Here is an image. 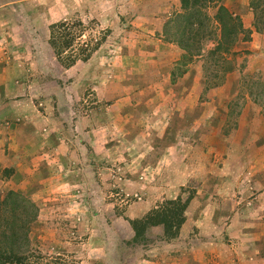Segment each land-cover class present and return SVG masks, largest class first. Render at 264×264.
Returning <instances> with one entry per match:
<instances>
[{"label": "crops", "instance_id": "1", "mask_svg": "<svg viewBox=\"0 0 264 264\" xmlns=\"http://www.w3.org/2000/svg\"><path fill=\"white\" fill-rule=\"evenodd\" d=\"M219 1L239 15L249 31L246 38L243 34L240 36L235 46L239 52L236 56L241 61H235V69L226 75L225 83L210 90L211 94L226 99L238 89L242 76L249 70H256L258 62L264 61V0ZM24 3L31 4L32 15L36 17L33 23L49 29L48 44L53 23L70 21L86 12L94 13L102 28L122 29V40L126 45L122 48L123 62L120 64L127 60L123 65L128 66L123 71V78L128 77L127 83L121 84L116 82L117 78H113L99 84L97 79L93 87L97 99L91 103L95 105L83 111L85 105L76 102L77 96L80 97L77 87L70 93L71 88L64 76L45 77L40 57L35 62L33 60L35 66L31 67L23 59L24 33L21 26L18 28L16 25L13 32L2 16L7 5H21L23 8ZM209 12L213 13L214 10L209 8ZM177 13H182L181 0H15L0 4V195L3 198L11 189L24 191L28 192L27 198L37 197L35 202L42 203L51 199L50 194L84 186L89 181V167L96 166V157L92 158L94 155H99V175H102L99 180L106 188L114 182L115 169L111 165L113 158L106 164L105 157H118L123 153L124 158L130 157L128 160L134 164H130L133 169L147 152L152 155L159 152L160 163H154L156 167H152V170L158 166L159 170L170 169L167 184L171 188H196V196L188 207L187 221L179 236L182 238L192 234L195 239H191L189 246H175L172 249L175 252L173 260H154L148 254L149 258L142 259L138 264H264V176L256 183L257 195L254 200L243 201V197H239L235 201L239 212L231 215L230 210L221 205L225 208L222 212L217 197L214 200L207 198L206 188L221 186L228 189L233 184L228 181L223 183L214 175L220 171L215 159L205 158L207 153H196L199 135L194 133L186 137L189 140L187 145L191 148L185 149L178 143H166V132L157 131L160 126L173 122V118L181 120L184 111L191 113L189 122L192 127L200 123V117L193 118V113L199 108V96L195 101L192 98V90L199 79L196 66L200 58L190 62L187 71L177 76L174 82L172 80V73L177 72L178 61L185 53L166 34L169 21ZM49 47L54 52L50 44ZM93 55L99 57V48L87 61L78 60L68 67L54 53V64L59 68L57 71L69 75L71 80V76L78 74L75 70L77 66L89 62ZM117 72L118 76L115 77L119 78V69ZM95 73H99V67ZM185 78L191 83L183 88V92L189 94L191 99L186 100L183 106L182 100L178 104L173 103L175 99L170 100L173 94L169 89ZM77 79L78 76L73 83ZM160 81L166 86L165 90ZM103 101L107 103L105 108L99 106ZM250 103V107L243 108L240 113V141L237 145L240 147L236 149L231 143L224 154L225 162L232 163L239 159V165L224 163L222 171L241 172L247 167L245 160L241 161L245 156L249 157L247 148L241 146L247 137L242 123L254 125L252 137L264 140L262 106L254 100H250ZM252 107L253 113L250 114L248 108L250 110ZM176 109L180 111L179 114ZM173 135L177 140L183 138L180 133ZM112 140H122L125 147L116 149V144L104 145V141L111 144ZM262 143L264 145L261 140ZM262 152L264 154V147L259 151ZM211 156L216 158L218 154ZM127 184L130 186L126 187L129 196L142 191V188L145 194L144 201L129 204L125 213L126 217L132 219L143 216L165 199L179 195L176 192L167 196V191L161 192V195L154 194L155 186L148 182L134 180ZM252 185L253 181H248L245 174L241 178L239 192L246 195L247 188L251 189ZM101 187L99 185V189ZM221 193L225 194L224 190H220ZM99 200H102L100 190ZM130 201L128 199L127 203ZM126 217L109 215L107 218L116 228L122 221L127 222L126 225L122 224L127 233L133 235L134 230ZM46 218H51V215H46ZM205 235L206 239L198 238ZM102 247L106 246L101 244Z\"/></svg>", "mask_w": 264, "mask_h": 264}, {"label": "rangeland", "instance_id": "2", "mask_svg": "<svg viewBox=\"0 0 264 264\" xmlns=\"http://www.w3.org/2000/svg\"><path fill=\"white\" fill-rule=\"evenodd\" d=\"M11 1L15 0H0V4ZM2 18L7 21L8 28L13 30V32L16 25H18V28L21 26L20 28L24 33V40L22 41L23 59L25 62L29 63L28 66H35V63L32 64L33 60L35 62V59L40 57L42 68L45 70L42 74L45 75V77L52 78L55 76V78H59L60 76H64V80L71 88L70 93L76 89L75 87H77V92L80 91V97L77 96L76 102H82V104L85 105V107L82 108L83 111L90 110L93 105H95L91 103L97 99L95 97V90L93 89L97 79H99V84L113 78H117L118 80L116 82L121 84L127 83L128 77L126 76L123 78V71H125V68H128V66H124V68L123 65L127 60L125 59V63L120 64V62H123L121 55L122 48L126 45L122 40V29L114 28L111 29L110 34H103L108 28L99 26V20L94 13L86 12L84 15L73 18L72 20L75 22L82 21L85 25L86 36L84 39H100L106 35V40H102V44L99 48V57L93 55L89 62L79 64L75 69L78 74L71 76V80H69V75H64L62 72L60 73L57 71L59 68L54 64V52L50 50L47 42L49 29L37 27L33 23L36 17L32 15L31 4L24 3L23 8L21 5L19 7H10V5H7L3 10ZM10 21H12V23H9ZM10 24L13 25L11 26ZM205 43L207 46H213L210 39H206ZM78 45L76 44V47H79ZM118 51L120 52L118 53ZM113 55L114 58H112ZM66 57L67 56H65L64 59H66ZM232 57L235 59L236 63L241 61L236 55ZM64 64H66L65 60ZM257 65L256 70H249L242 76L238 89H235L228 98L222 99V97L211 94L210 90L215 87L207 90L205 89L207 75L204 68L205 61L199 59L198 65L196 66L199 71V79H197L196 86L194 85L195 87L192 90L194 92V96L192 97L194 101L199 96V108L193 113L194 120L200 117L199 125L194 124L192 127L189 122L191 113L184 111L181 120L176 121V119L173 118V122L164 127L160 126L157 130L158 132H166V143L174 145L178 143L181 148L183 147L185 149L191 148L190 145H187V143L189 144V140L186 139V137L194 133L199 135V139L196 142L199 147H197L196 153H207L208 156L206 155L205 158L208 157L209 160L215 159L220 171L215 172L214 175L223 183L228 181L229 183L231 182V185L233 184V186L228 189H224L221 186L220 188H206L207 198L214 200V198L217 197V204H219L222 212L225 208H222L221 205L230 210L231 215L239 212L237 209L238 204L236 203L239 197H243V201L254 200L257 195L256 183L261 176H264V154L263 152L262 154L259 153L264 145L263 143L261 144V140L252 137L255 126L251 123H242V127L246 128L245 130L248 138L246 137L245 142H242L241 146H244L243 149L247 148L249 157L245 156L241 161L244 159L245 163H247V167L241 172L239 170L230 171L229 169L222 171L221 169L224 168V163H230L229 161L225 162L226 155H224L226 150L229 149L230 144L234 143L236 149L240 147L237 146L240 141L238 134L239 113H241L243 108L247 106L250 107V100H253L249 96V87L253 83L258 82L264 84V61L258 62ZM97 67H99V73L96 74L95 71ZM118 69L119 78L115 77L118 74ZM80 70H82V73ZM79 73L81 74L79 75ZM215 73L216 71L211 70V72H208V76ZM226 75L218 86L225 83ZM76 76H78V79L73 83ZM190 83L191 82L185 78L179 80L175 86L170 87L169 91H172L173 94L170 100L175 99L173 103L176 104L182 100L181 102L184 106L186 100L189 98L191 99V97L189 94L186 95L183 92V88L185 89L188 87ZM160 84L162 89L165 90L166 86L163 85V81H160ZM83 87L87 89H80ZM106 104V101H103L99 103V106L103 105L105 108L107 106ZM175 111L178 114L180 112L177 109ZM248 113H253V107L250 110L248 108ZM261 113L264 115V106H262ZM177 133L183 134L181 140H177L173 137V134ZM98 144L99 141L97 142V145ZM113 144H116V149L125 147L122 140H112L111 144L108 141H104V145L111 146ZM211 150H214V152H211ZM211 154H218V156L215 158L211 156ZM95 157L96 166L94 168L89 167V181L86 185L77 186L65 192L50 194L51 199L48 200L49 202L37 203L35 202L38 199L37 197L33 198L31 196V198H27L26 195H28V192L19 191L22 196L27 199L26 204L28 210H26L28 212L33 211V213L29 215L33 219L31 250L26 254L28 255V262H30V264H138L142 259L149 257L154 260L166 259L170 261V259H174L175 252L172 249H175V246L186 247L191 245V239H195L192 234L167 241L162 235V229L155 228L147 235L137 237L134 231L133 235L127 233L125 226L122 224L125 223L124 225H126L127 222L122 221L119 223L120 225L117 224L118 227L116 228L112 224L111 219L107 218L109 215H123V217H126L125 212L130 203L145 200L143 188L142 191H138L142 196L140 200L134 195L128 196L126 194V187H130L127 184L128 182L134 180L148 182L150 185L152 184L155 186L152 193L159 195H161L163 191H167V196L175 195L176 192H181V187L171 188V186L167 184L170 169L159 170L158 166L156 169L152 170V167H156L154 163H160L159 152H155L154 155H152L151 152H147L146 156L140 158L142 161L140 160L141 162L133 169L132 166H134V164L128 160L130 157H126L127 159L124 158L123 153L118 155V157L102 156L105 157L104 162L106 164L110 163V160L113 158L114 161H112L111 164L113 168L117 169L120 167L122 169L120 172H115V175L121 176L123 179L115 181V184H110L106 188L99 180L102 177V175H99V155L92 156V158ZM239 162V159L237 161H232V163L238 165ZM130 164H132V166H130ZM144 167H148V169L143 170ZM245 174L247 175L248 181H253V185L251 189L248 187L247 194L243 195L239 192V187L241 178H243ZM140 175L143 176L141 180L139 178ZM99 185L102 186L101 189H99ZM99 190L102 200H99ZM220 190H224L225 194H219ZM166 193L163 194L166 195ZM207 198L204 197V199ZM128 199L131 200L129 203H127ZM222 201L225 202L222 203ZM230 213L228 215H230ZM1 215H4V217H11L15 214L11 213V211L6 208ZM46 215H51V218H46ZM129 226L132 228L131 224ZM100 231L104 234L103 236ZM206 237V235L198 236V238L201 239H206ZM193 243L194 241H192V244ZM101 244H104L106 247H102L103 249H101ZM99 249H101L100 252ZM148 254L149 257H147ZM199 255L201 259H204L202 254Z\"/></svg>", "mask_w": 264, "mask_h": 264}, {"label": "trees", "instance_id": "3", "mask_svg": "<svg viewBox=\"0 0 264 264\" xmlns=\"http://www.w3.org/2000/svg\"><path fill=\"white\" fill-rule=\"evenodd\" d=\"M181 4L182 13L171 18L166 27L167 38L175 40L185 51L178 61L177 72L175 70L172 73V80L174 82L177 76L183 75L190 62L200 58L205 61L207 73L205 89L217 87L225 75L235 69V59L232 56L239 53L235 46L240 36L243 34L246 38L249 31L245 29L241 17L219 0H181ZM209 8L214 12L210 13ZM50 31L49 44L57 58L61 62L65 60L68 67L78 60L87 61L100 48L102 40H106V35L111 33V29H107L103 32L107 34L102 39H84L86 32L83 22L68 20L53 23ZM206 39H210L213 46H207ZM211 70L216 73L208 76ZM249 96L264 106V84L253 83L249 87ZM196 192L194 188L182 186L177 197L165 199L141 217L126 218L137 237L161 228L165 240L177 239L187 221V210ZM26 202L27 199L13 189L3 198L0 195V264H30L26 254L31 250L33 219L29 215L33 211H27ZM6 208L15 215H1Z\"/></svg>", "mask_w": 264, "mask_h": 264}, {"label": "built area", "instance_id": "4", "mask_svg": "<svg viewBox=\"0 0 264 264\" xmlns=\"http://www.w3.org/2000/svg\"><path fill=\"white\" fill-rule=\"evenodd\" d=\"M122 169L120 168V167H118L117 169H115V172H120ZM115 172L113 173V177H112V179L114 180V182H113V184H115V181H117V180H122L123 179V177H119V176H116L115 175ZM139 178H140V180L141 179H143V176L142 175H140L139 176ZM127 194V193H126ZM128 195V194H127ZM129 196V195H128ZM134 196L135 197H137L139 200L140 199H142V196L139 194V193H136V194H134Z\"/></svg>", "mask_w": 264, "mask_h": 264}]
</instances>
